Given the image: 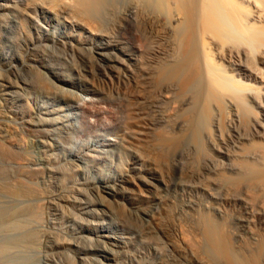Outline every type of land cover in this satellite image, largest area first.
<instances>
[{
  "label": "bare ground",
  "instance_id": "6f19581e",
  "mask_svg": "<svg viewBox=\"0 0 264 264\" xmlns=\"http://www.w3.org/2000/svg\"><path fill=\"white\" fill-rule=\"evenodd\" d=\"M114 19L119 32L131 24L138 43L125 45L115 30L98 28ZM4 29L22 56L15 77L9 75L13 71L9 66L4 68ZM28 41L31 47H24ZM82 48L92 50L85 66H95L103 77L128 85L122 102L125 114L117 119L132 137L144 135V127L151 123L167 126L169 131L158 135L164 147L176 148L181 139L192 142L178 154L182 163L199 151L196 145L201 148L204 141L211 145L213 153L203 160L202 170L173 183L174 191L184 195L186 210L222 215L225 207L235 206L264 228V0H0V137L18 146L15 132L25 125L51 188L46 193L26 184L0 185V264L140 263L131 242H112L111 215L116 212L107 210L108 205L122 203L121 196L134 206L132 195H127L131 174L110 179L107 162L95 168V175L68 181L81 166L66 159L53 163L61 157L54 137L62 135L65 126L77 125L58 103L67 100V93L72 100L76 97L75 105H69L82 111L87 128L89 117L97 112V102L83 101L80 106L78 93L62 86L81 85L71 72L76 60H68L72 66L65 70L52 60L60 52L72 54ZM179 112L186 115L182 121L176 118ZM156 114L159 117L150 121ZM38 132L49 138L36 137ZM179 132L184 134L178 136ZM119 148L123 151V144ZM33 161L26 156L21 167ZM223 171L243 179L254 177L255 183L241 179L245 184L241 192L232 194L222 179L202 180ZM4 174L0 169V176ZM40 204H45L43 210ZM116 215L125 226H141L133 215ZM205 216L199 217L211 242L208 250L235 252L219 233L217 219ZM260 234L253 236L251 247L258 252L257 259L264 249ZM99 248L103 258L94 253ZM149 257L150 264H179L174 254L164 256L158 249Z\"/></svg>",
  "mask_w": 264,
  "mask_h": 264
},
{
  "label": "rangeland",
  "instance_id": "374dc122",
  "mask_svg": "<svg viewBox=\"0 0 264 264\" xmlns=\"http://www.w3.org/2000/svg\"><path fill=\"white\" fill-rule=\"evenodd\" d=\"M118 15L119 13L117 12L115 15L117 16L116 19ZM116 19L105 22L99 25L98 28L115 30L116 36L119 37L121 43L125 45L138 43L137 37L132 33V25L126 23L128 27L127 31H125L126 33L119 32L118 28L115 26ZM31 29L34 30L33 28ZM64 30L63 28L60 29L62 32ZM74 31L75 30H71L70 32L75 34L76 31ZM9 39L10 31L4 29L1 38L3 42L2 55L7 62L4 64L6 66H3L4 68L9 66V69L13 70L9 75L15 77L14 69L19 66L18 64L22 56L18 52V45L10 43ZM26 46L31 47V43L28 41V44L25 43L24 47ZM91 54V49L86 50L82 48L74 51L72 54L60 52V54H56L52 57V60L57 62L62 70H65L68 66L69 69H71L72 65H70V63L67 65L68 60L71 61L73 58V62L76 60L74 67L72 66L71 72L75 75L76 81H80L81 85L74 86L68 83V85L63 84L62 86L64 88L66 87L68 91L78 93L80 98L78 97L77 99L80 106L84 102L89 104L97 102L98 104L96 109L97 112L89 117L90 125L87 128L85 126V118L82 111L76 110L69 105H75L76 97L72 100L70 94L67 93V100H62L58 103V105L62 106L63 113L68 114L70 121L72 123L75 121L77 125H73L72 127L65 126L62 130L64 136H62V134L54 137L57 142L55 148L56 154L59 153L61 157L59 156L53 163L59 165L66 159L81 166L68 181L78 179L83 175H95V168L102 167L107 162L109 166V170L106 171L108 172V178L114 179L121 174H131V177L129 176V192L127 195H132L134 206H131V204L123 198L124 196H121L120 198L122 200L120 201H122V203L120 202L118 204L115 202L111 206L108 205L107 210L115 211L118 215L120 212L133 215L138 219L137 223L141 226H125L119 220L118 216L112 213L111 216L115 219L112 218V227L110 228L113 234L112 242L119 245L122 244L123 239H127V242H131L134 248V250H132L133 254L137 253L139 255L135 257V260H140L139 264H150L152 260L149 256L155 249H158L164 256L168 252L174 254L179 264H189V260H192V264H200L199 261L205 264H264V249L262 250L263 253H261V259H257L256 254L258 252L254 248H251L253 245L252 240H254L253 236L262 233L260 235L264 237V228H259L254 221L247 220V216L242 209L235 206L225 207L222 215H217L210 210H207V213L204 209H202L204 211L200 209L201 213L199 209L198 211L186 210L187 208L185 205L183 206V204H185L184 195L181 194L179 190L174 191L173 183L175 181L181 178L188 179L191 177V174H196L197 171L202 170L201 168L203 167L205 158L208 154L213 153L211 145L208 144L207 141L199 145L201 148L196 145L199 151H196V154H194L195 157L191 156L186 163H182L178 154H181L186 143L192 144V142L185 139L184 142L183 139H181L180 144L177 146L179 147L178 150H175L176 152L174 149H177V147L172 149L166 146L164 147L160 144L161 142L158 139V135L165 131L166 128H168L167 126L162 127L155 123H151L150 126L144 127V135L135 134L136 137H132L124 128L122 129L119 126V121L117 119L121 114H125L122 113L124 109L122 102L128 97V85L124 81H119L118 79L115 81L105 76L104 78L98 73L95 66L94 68L89 64L85 66L84 62H86L88 57L91 58ZM75 66L77 68H75ZM27 76H29V74H27ZM52 77L56 78L55 76ZM42 83L44 82L42 81ZM88 88L96 90L98 93L93 94L86 91ZM36 103L37 102L33 105L35 106ZM98 111L100 114H98ZM72 113H77V117ZM2 114L3 112L0 108V115ZM176 116L179 121H182V118L186 115H181L179 112ZM158 117L159 115L157 114L156 117L153 115L150 121ZM166 131H169V128ZM179 133H177L178 136L184 134V132ZM37 136L49 138L44 132H38L36 134V137ZM32 137L33 134L29 132L25 125L19 126L15 132L16 143L19 142L17 143L18 146H13L10 141L0 137V152L3 153L0 155V169L5 172L3 176H0V185L12 188L17 185L26 184L34 189H40L49 193L51 188L46 185L48 183V178L46 176L47 171L44 170L45 167L42 168L43 165L39 162L40 156L37 149L33 150V147L30 146ZM109 143H112L111 145L113 146ZM181 143H183V146ZM121 144H123V151H119L121 148H119V146ZM8 153H10V155H8ZM30 155L31 158L34 159L33 163L21 167L20 162H22L26 156ZM141 169H143L144 172ZM183 169L184 171H182ZM141 172L145 174L144 177H142ZM223 173L228 172L223 171L218 175L213 174L214 176H205V180H202L205 183H210L213 178H218L220 181L222 179L224 185L229 183L228 185L226 184V186L229 188V191L231 190L232 194H239L243 188L242 186L245 185L244 183L249 184V179H251V181L255 179L254 177H246L243 179L241 177L238 178L239 176L237 177L236 175ZM223 175L226 176H224V178H227V180L223 179ZM227 176H234L236 177V181H238L233 182L235 179H230V177L228 178ZM207 178L211 179L209 180ZM241 179H243L242 181L244 182L242 184ZM147 180H151L152 183H147ZM228 180L229 182H226ZM254 181H252L251 184H254ZM234 184H238V186L236 187ZM235 189L238 190L236 191ZM235 191L236 193H234ZM251 195L253 196V193ZM251 199H254V197ZM44 206L45 204H40L39 209L43 210ZM109 213L110 211L107 213L108 216ZM199 216H202V219L204 216H210V218L214 220L217 219V225L219 224L218 229L220 227L219 233L230 242L229 245L232 252L235 251L233 253H236V255L239 254V258L236 255L232 258L233 253L228 255L225 254L226 252L223 253V251L220 250L214 252L208 250L209 247L207 246H210L211 242H208L210 239L204 227V219L202 220ZM97 242L99 241L95 240L93 245L96 246L98 244ZM100 248L103 250L102 246H100ZM100 248L99 251H95L94 253L96 256L103 258V256H101L102 254L99 253L100 251L102 252ZM259 260L260 262H258ZM41 264L44 263L41 262ZM122 264H125V261H123Z\"/></svg>",
  "mask_w": 264,
  "mask_h": 264
}]
</instances>
